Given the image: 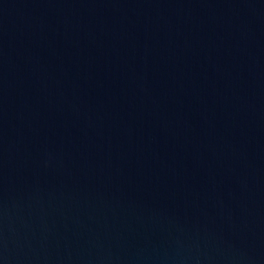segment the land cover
I'll return each instance as SVG.
<instances>
[{
	"label": "water",
	"instance_id": "obj_1",
	"mask_svg": "<svg viewBox=\"0 0 264 264\" xmlns=\"http://www.w3.org/2000/svg\"><path fill=\"white\" fill-rule=\"evenodd\" d=\"M0 264H264V0H0Z\"/></svg>",
	"mask_w": 264,
	"mask_h": 264
}]
</instances>
